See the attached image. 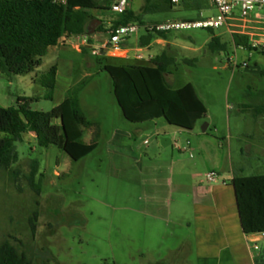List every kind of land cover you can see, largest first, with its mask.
<instances>
[{
    "label": "rangeland",
    "instance_id": "rangeland-1",
    "mask_svg": "<svg viewBox=\"0 0 264 264\" xmlns=\"http://www.w3.org/2000/svg\"><path fill=\"white\" fill-rule=\"evenodd\" d=\"M194 1L184 0L191 5ZM199 1L203 6L201 13L185 10L181 3L173 12L146 18L150 22L217 15L211 0ZM132 2L133 10L139 13L144 1ZM255 13L264 20V7L256 8L252 14ZM100 17L109 27L111 16ZM142 34L143 31L130 38L129 46L135 48ZM97 37L105 41L108 35ZM213 37L227 43L228 51L212 52L209 44ZM257 39L264 41L262 37ZM168 41L179 45L170 52L178 61L169 70L175 80L172 86L193 84L207 106V115L193 133L181 131L165 119L141 124L126 120L115 97L113 80L103 71L110 61L94 56L92 49L85 57L63 56L74 67L63 68L53 100L44 99L47 90L32 83L34 73L0 76V107H16L19 98L36 96L40 101L34 102L32 108L50 112L63 100L62 85L77 86L86 79L85 74H92L80 93L81 105L91 122L103 126L97 150L79 162H72L56 146L40 148L32 134L16 144L19 160L15 171L0 169V244L9 241L25 251L33 264H154L159 259L162 264H177L185 229L175 210L189 209L184 215L190 218L192 175L200 174L205 181L208 173L229 172L231 167L241 176L264 175V119H256L252 110L241 108L264 104V75L234 67L236 62L247 63L264 71V49L236 48L227 28L213 32L174 31L168 34ZM158 52L159 47L155 46L150 53ZM188 59L194 62L186 63ZM53 66L55 50L48 52L37 74L43 75ZM204 130L209 136L203 134ZM89 133L85 131L86 142L90 140ZM163 136H169L173 144L164 148ZM145 141L150 144L145 145ZM189 143L191 148L202 143L206 157L194 150L185 153L176 148L177 145L183 149ZM160 157L167 163L156 164L160 171L155 178L148 176L145 169L150 167V158ZM172 158L182 159L183 177L179 166L170 169ZM34 160L40 164L33 178ZM35 184L41 187L40 191ZM149 193L161 204L168 202L172 206L174 215L169 227L140 212ZM260 246L264 250V243ZM168 258L173 262H167Z\"/></svg>",
    "mask_w": 264,
    "mask_h": 264
},
{
    "label": "trees",
    "instance_id": "trees-1",
    "mask_svg": "<svg viewBox=\"0 0 264 264\" xmlns=\"http://www.w3.org/2000/svg\"><path fill=\"white\" fill-rule=\"evenodd\" d=\"M115 0H0V76L14 77L35 73L42 65L51 48L66 38L88 36L90 46L96 35H88V25L102 15H110L109 27L105 20L98 34H108L120 26L148 22L147 15L173 12L171 0H143L139 13L130 7L121 15L111 12ZM185 10L202 12L199 0L192 5L181 0ZM180 3V4H181ZM213 32L214 30H209ZM170 32L144 31L139 46L146 48L157 39H168ZM233 44L244 50L253 48L248 36L234 35ZM89 47L83 48L86 53ZM212 52L225 53L227 43L220 37H213L209 44ZM193 63L194 60H185ZM177 58L164 51L153 58L149 65L105 66L114 85V93L126 120L141 124L165 119L168 124L181 131L193 132L198 122L207 113V106L196 88L189 83L174 89L167 75L177 65ZM251 68L250 66L247 68ZM264 75V71L261 72ZM58 67H51L47 73L36 75L34 83L47 90L46 100H53L57 89ZM87 79V78H86ZM86 79L72 87L67 98L50 112L32 108L39 97H21L16 107H0V169L15 170L19 155L16 144L24 136L34 134L40 148L56 146L65 152L72 162H79L93 154L101 139V126L91 122L84 113L80 93L86 86ZM243 111L252 110L254 117L264 119V104L242 105ZM85 131L92 132L90 143L84 141ZM34 178L38 173L39 161L34 160ZM38 191L41 187L35 184ZM232 186L235 191L238 212L243 231L247 235L264 233V175L241 176L235 169ZM264 262V257L258 264ZM0 264H33L25 251L9 241L0 244Z\"/></svg>",
    "mask_w": 264,
    "mask_h": 264
},
{
    "label": "crops",
    "instance_id": "crops-1",
    "mask_svg": "<svg viewBox=\"0 0 264 264\" xmlns=\"http://www.w3.org/2000/svg\"><path fill=\"white\" fill-rule=\"evenodd\" d=\"M129 7L133 9L132 0H130ZM262 19L263 18L259 13L251 15L249 33L257 38H264V20ZM139 39L137 41L138 45L135 48L129 46V39L127 43L124 44V48L121 52L113 53L111 50L104 49L103 53L99 56H104L110 61L105 66L109 65L119 67L136 64L147 66L153 58L162 52L167 51L170 53L177 46H179L176 43H170L168 39H157L149 47L141 48L139 46ZM93 40L94 44L91 46L95 48L98 46L100 47L105 42L103 40L101 41L97 35L93 38ZM155 46L159 47L160 52L151 54V49H154ZM90 49L91 47L89 46L87 52L83 53V49H79L76 45L68 42L64 43L62 39L57 47L49 50V52L52 50L56 51V66L58 67L56 91L60 87V78L62 76L63 68L74 67V63L65 61L63 56L67 54H74L85 57L88 55V51ZM138 56H142L143 59H138ZM142 62H145V64H140ZM87 65L91 67V63H88ZM37 72L39 73V71H36V74L34 73V77L32 79L33 84H35L33 81L35 76L39 75ZM85 77H92V74L87 73L85 74ZM167 78L171 85L175 82L174 77L170 72L167 75ZM72 87L73 86H67L66 84L61 86V90L63 91V100L60 103L67 98L68 92ZM182 87L173 88L179 89ZM101 127L103 129V126ZM141 131L142 129L139 128L138 133H141ZM203 134H205V136H209L206 130H204ZM32 135L35 136L34 134ZM89 135L90 140L89 142L85 141L86 143H90L92 139V132H90ZM117 136L118 134L116 137ZM162 139H165V144L168 145L166 147L163 146L164 148L173 144L169 136H163ZM126 140L130 139L126 137ZM146 142L147 141L144 142L145 145L150 144ZM190 146L191 145L189 143L190 150L186 152L182 151L177 145L176 148L185 153H191L194 150V152L199 153L203 158L206 157L205 148L202 143H195L194 148H191ZM190 157L192 159L194 158L192 154H190ZM156 161L159 162L156 163ZM150 163V167L148 166L147 171L145 169V172L148 176L150 175V177L155 178L158 175L157 172L160 171L156 164L167 163V161L161 157L160 159L150 158ZM169 163H171V170H173L172 166H179V175L183 177L184 172L180 169L182 159L177 158L175 160L172 158L169 160ZM152 165H155L156 167H152ZM234 172V167H231L229 172L218 171L222 178L216 184H209L206 180V176L204 181L200 174L192 175L191 179L194 183L191 185L192 201L190 207V218H187L184 215L185 212H189V209L185 210L178 208L175 210L177 216L179 215L177 219L182 220L181 225L185 229L180 238L181 246L179 249L181 257L177 260L179 264H258L257 261L264 257V250L260 246L264 243V239H262L260 235H247L243 231L237 208L236 195L232 186ZM172 183L173 182L171 180V184ZM193 191L195 192V196ZM147 195L145 208L143 210L141 209L140 212H144L152 216L157 221L165 222L166 227H169L170 224H172V218L174 215L172 206H169L168 202L165 203V205L161 204L159 200H156V196L154 197L151 193ZM255 246H258L259 250H256ZM170 251L172 252L173 250ZM160 262H162V260H155L154 264H162ZM167 262H173V259L168 258ZM262 264H264V262Z\"/></svg>",
    "mask_w": 264,
    "mask_h": 264
},
{
    "label": "built area",
    "instance_id": "built-area-1",
    "mask_svg": "<svg viewBox=\"0 0 264 264\" xmlns=\"http://www.w3.org/2000/svg\"><path fill=\"white\" fill-rule=\"evenodd\" d=\"M172 4L177 6L181 0H171ZM214 8L217 10V15L212 17H201L197 20H166L158 23H147L145 26L139 24H131L127 26H120L111 30L107 35L108 38L100 47H93L89 44L88 36H78L72 38H63L64 43L76 45L79 49L91 47L92 54L99 56L103 53L104 49L111 50L113 53H119L123 50L124 44L134 35L139 34L141 31L150 32H179L194 29L215 30L220 28H227L229 34L248 36L253 48L264 49V41L258 40L256 36L249 33L251 24V15L256 8L264 7V0H211ZM130 6V0H115L111 12L116 15L124 14ZM235 30V31H234ZM142 60V56H138ZM236 68L247 69L249 65L243 63L238 65L234 63ZM147 143V142H146ZM181 149V148H180ZM182 151H189L188 147L181 149ZM221 175L216 172H211L206 175V180L209 184H216L221 180ZM264 239V233L259 234ZM259 250L258 246H255Z\"/></svg>",
    "mask_w": 264,
    "mask_h": 264
},
{
    "label": "water",
    "instance_id": "water-1",
    "mask_svg": "<svg viewBox=\"0 0 264 264\" xmlns=\"http://www.w3.org/2000/svg\"><path fill=\"white\" fill-rule=\"evenodd\" d=\"M102 25V22L100 20H94L92 21L87 28L88 35H97V28ZM246 73H253V74H260L261 69L258 66L251 67L249 69H245ZM165 139H162V146L166 147L168 145L165 144ZM238 208V205H237Z\"/></svg>",
    "mask_w": 264,
    "mask_h": 264
}]
</instances>
